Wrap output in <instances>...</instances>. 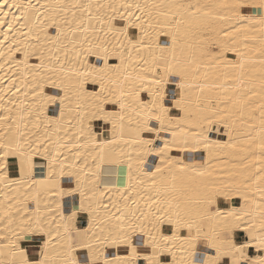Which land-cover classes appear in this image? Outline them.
I'll list each match as a JSON object with an SVG mask.
<instances>
[{
  "label": "snow or ice",
  "instance_id": "snow-or-ice-1",
  "mask_svg": "<svg viewBox=\"0 0 264 264\" xmlns=\"http://www.w3.org/2000/svg\"><path fill=\"white\" fill-rule=\"evenodd\" d=\"M207 7L180 0H0V49L8 42L0 69L15 61L25 80L31 76L22 85L32 91L27 115L36 129L42 113L47 120L37 136L21 130L23 113L14 117L9 108L0 115V186L12 192L0 200V264H264V16L244 15L243 0L220 5L223 15L202 11ZM209 19L221 22L218 29ZM256 24L260 91L250 80L251 95L226 102L247 107L260 97V163L239 181L177 183V173H211L170 156L173 147L195 153L233 146L210 139L215 124L230 127L228 111L201 108L189 92L205 86L190 80L199 81L202 68L243 73L246 63H257L235 44ZM193 28L220 38L194 48ZM229 52L235 60L225 59ZM205 56L213 63H203ZM33 57L38 62L30 65ZM236 79L242 88L245 81ZM46 86L57 93L47 95ZM50 104L59 115H46ZM169 131L170 140L162 136ZM117 145L132 147L143 175L131 183L130 156V182L118 199L101 189L100 165L93 171L84 151L91 146L93 163H103ZM153 152L160 164L144 172ZM38 158L47 167L39 179Z\"/></svg>",
  "mask_w": 264,
  "mask_h": 264
},
{
  "label": "bare ground",
  "instance_id": "bare-ground-1",
  "mask_svg": "<svg viewBox=\"0 0 264 264\" xmlns=\"http://www.w3.org/2000/svg\"><path fill=\"white\" fill-rule=\"evenodd\" d=\"M26 2V0H25ZM33 3L36 0H32ZM49 0H40V3H46ZM54 2V0H52ZM183 3H199L201 5H207V8L202 9L204 12H211L213 16L223 15L225 11L219 8L220 5L226 3H233L235 0H180ZM264 2V0H243V3L248 6V11L244 12V15H250L255 20H259L261 16H264V8H255L253 5H257ZM15 11V10H13ZM195 23V21H193ZM210 27L217 28L220 25V21L209 19L208 21ZM261 25L256 24L253 29L239 37L236 38L235 44L246 54V58L254 59L257 63H246L243 73L238 69L233 68H221V67H209L208 69H201L199 81L190 80V82H199L204 85V90L202 93H199L197 90H190L189 95L192 100L195 102L197 98L199 99L200 107H210L217 110L227 109L228 117L226 122L230 125L229 128H225L224 123H217L212 127V130L208 133L209 137L213 141H219L221 144H231L232 147L226 148H213L211 152L204 151L201 149L199 152H179L175 147L172 148V151L169 153L173 158H179L184 161L185 164H195L202 166L204 170L211 173V176L199 177L194 173H177L176 182H185L198 184L201 181H212L216 184L229 183L232 181H239L243 175H246L249 170L253 169V165L260 163V154H259V126L261 121L260 110L257 107L260 103V97H253V102L244 107L242 105H237L236 107L232 106V102L228 100L227 97H234L237 99H242L245 94L251 95L248 92V89L251 87L249 81H254L257 84L256 91L259 92V73L261 66L258 63L260 55L258 49L261 48L262 37L260 35ZM4 29L0 28V32ZM26 31V30H25ZM193 34L189 38V43L193 45L194 48L201 47V42H207L211 40H217L220 38L216 31H197L193 28ZM245 36L247 38H245ZM254 37V39H253ZM19 39V36H17ZM0 39H3V36L0 35ZM8 42H5L4 48L0 50H5L7 48ZM251 50V51H249ZM211 52L215 53L218 51L217 48L212 47ZM21 56H17V59H21ZM235 55L229 52L225 59L235 60ZM203 63L212 64V61H209L208 57L205 56L201 58ZM3 58H0V63H3ZM38 61L36 59L30 58L29 64H35ZM14 67L5 66L3 69H0V77L7 76L8 79H5L3 83H0V96L3 99H0V115H7L6 109L12 110V115L14 117L24 114V121L21 124V130L35 133V135H42L44 132V126L47 124V120L44 114H41V127L36 129L33 127L35 124L34 115L29 117L27 115L28 109L33 104V97L31 88L22 87L23 84L31 82V76H27L25 80V73L22 67L15 66V61L12 62ZM219 63V62H215ZM205 72L207 75H205ZM240 77L245 81L244 86L241 88L238 86V81L236 77ZM14 79V86L9 88V80ZM222 85V87H212V85ZM175 90V85L172 86ZM17 88L20 89L17 92ZM227 88V92H225ZM233 89H238L236 93L233 92ZM57 89L51 88V86L45 87V92L47 95H55ZM209 101L211 103L209 104ZM255 109V112L252 111ZM192 111H195V104ZM46 115L48 117L59 115L58 105L50 104L45 109ZM15 123V121H13ZM24 124H27V129L24 128ZM255 125V130L250 126ZM48 130L50 133L55 131V125H49ZM231 134V140L229 137ZM63 136V132L60 133ZM162 136L165 139H171V133L165 132L162 133ZM250 137L256 138V144H252ZM158 146H161L158 144ZM76 151V150H74ZM85 154L88 156L89 165L92 167L93 171H97L96 164H99V182L100 187L103 189L107 186L111 189L112 196L116 199L119 198V191H126L125 186L130 182L129 181V157L131 156L132 168V180L131 183L136 185L139 180L143 179V175L137 171V160L136 153L133 151L131 146L117 145L113 148L106 150V159L103 163H100L97 160L95 163L92 161V156L96 155V152L91 146L88 149L84 150ZM78 163L83 164V159ZM160 164V158L155 155L153 152L147 157V161L144 167V172L154 171L155 167ZM247 166V167H246ZM43 170L45 173L47 171L46 162L42 159H37V168L35 172L37 173L36 178L39 179V173ZM201 168H197L199 172ZM166 179H171L170 177H165ZM7 193L11 195L12 192L8 189L0 186V200H3L4 194ZM127 194V192H126ZM147 194V193H145ZM138 199V197H133ZM121 205L123 201L120 202ZM2 227V224H0Z\"/></svg>",
  "mask_w": 264,
  "mask_h": 264
}]
</instances>
